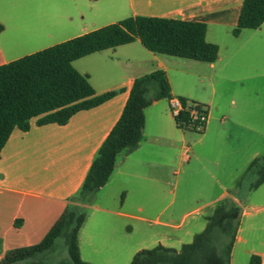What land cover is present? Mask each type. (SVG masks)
<instances>
[{"label":"crops","instance_id":"1","mask_svg":"<svg viewBox=\"0 0 264 264\" xmlns=\"http://www.w3.org/2000/svg\"><path fill=\"white\" fill-rule=\"evenodd\" d=\"M69 2L74 9L64 14L55 11L47 29L44 14H37L36 24L30 26L9 12L6 0H0V66L129 17L201 23L206 26V42L218 48L217 59L210 64L192 61L186 67L192 69V75L209 91L211 98L202 101L185 93L175 95L168 77V70L175 62L169 60V56L147 51L138 40L74 61L73 68L87 77L95 95L109 92L115 95L96 107L75 113L62 126H39V117H36L30 120L26 132L13 129L0 152V261L7 251L38 244L64 212L119 119L134 79L162 70L167 76L171 97L203 105L208 112L207 106H213V97L217 95L216 80L230 83L234 79L227 76H249L245 71L246 63L264 43V22L256 30H242L237 37L231 34L243 0ZM63 32L74 33L62 38ZM245 80L239 79L243 99L246 98ZM234 94L229 100L233 111H222L217 117L208 115L202 132L206 140L198 154L188 148L186 151L192 152V157H179L197 177H202L197 181L203 182L205 189L221 187L222 182L217 177L232 178L253 160L254 155L249 150L252 137L248 134H253L254 126L243 117L246 107L243 110L236 107ZM143 115L141 141L133 150L117 157L108 182L96 193L113 186L124 199L118 209H107L99 203L91 206L97 214L91 218L87 215L77 234L81 260L82 248L92 250L96 246L95 237L104 232L105 225H112L106 215L115 219L132 216L122 212L127 193L142 185L155 186L158 164L154 159L167 153L168 142L176 135L174 131H183L175 126L168 100L153 102L144 109ZM231 127H238L241 132L236 133ZM238 233L239 229L234 244L242 241ZM248 255L249 258L258 255L260 264H264V252L250 251Z\"/></svg>","mask_w":264,"mask_h":264},{"label":"trees","instance_id":"2","mask_svg":"<svg viewBox=\"0 0 264 264\" xmlns=\"http://www.w3.org/2000/svg\"><path fill=\"white\" fill-rule=\"evenodd\" d=\"M263 22L264 0H243L231 34L237 37L244 29L256 30ZM205 33L206 26L201 23L129 17L0 66V152L13 129L26 132L33 118L39 117V126H62L75 113L115 95H95L87 77L73 68L74 61L138 40L151 53L210 64L217 59L218 48L206 42ZM170 98L162 70L134 79L119 119L64 212L38 244L7 251L0 264H46L41 256L53 249L57 239L63 240L67 250V259L58 264H88L81 260L77 246V234L86 217L83 206L106 185L117 157L141 141L144 109ZM173 120L177 128L186 130L177 118ZM250 172L257 175L250 187L255 190L264 183V154L248 165L246 173ZM240 216L235 202H224L205 218L204 229L189 244L178 251L161 245L138 251L130 264H230ZM248 264H260V257L250 256Z\"/></svg>","mask_w":264,"mask_h":264},{"label":"rangeland","instance_id":"3","mask_svg":"<svg viewBox=\"0 0 264 264\" xmlns=\"http://www.w3.org/2000/svg\"><path fill=\"white\" fill-rule=\"evenodd\" d=\"M6 2L9 12L30 26L36 24L37 14H44V25L47 29L49 18L55 11L60 10V13L64 14L74 9L69 0H6ZM73 33L63 32L61 37L65 38ZM167 58L175 62L168 70L174 94L185 93L192 99L209 101L211 98L209 91L199 83L196 76L192 75V69L186 67V64H192V61L176 57ZM245 71L249 76H227L234 79V83L216 80L217 95L213 97V106H206L211 117H217L222 111L225 113L233 111L229 100L235 92L233 98L236 100V107H242V110L246 107L247 113L243 117L254 126L253 134L248 135L249 138L252 137L249 150L255 159L264 154V43L256 48L253 56L248 59ZM193 72L197 73V70ZM241 78L246 79L244 99L243 94L239 92ZM232 129L236 133L241 132L238 127ZM176 132L174 131L176 135L172 142H168L167 153L156 156L157 160L154 159L158 164L155 186L142 185L141 188L127 193L122 212L132 216L115 219L106 215L112 225H105L103 233L97 237L92 236L95 237V249L82 248L83 262L130 264L135 253L151 250L158 245L178 251L204 229L205 218L216 206L224 202H235L240 207L241 214L244 213L240 216L238 228V236L242 241L233 245L232 264H248L250 251L264 252V183L255 190L250 188L257 178L254 172L246 173L252 160L232 178L217 177L222 182L221 187L205 189L202 186L204 183L197 181L202 177H197L196 172L191 171L187 163L179 157L191 156L192 152L186 151L188 148L194 151V154H198L206 138L202 133L188 130ZM209 154L213 155L214 152ZM114 188L109 186L94 194L83 206L85 215L91 218L97 214L91 208L94 203H99L107 209H118L120 201L124 198ZM114 220L117 221L113 222ZM41 258L46 264H58L61 260H66L67 250L63 240L57 239L53 249Z\"/></svg>","mask_w":264,"mask_h":264},{"label":"built area","instance_id":"4","mask_svg":"<svg viewBox=\"0 0 264 264\" xmlns=\"http://www.w3.org/2000/svg\"><path fill=\"white\" fill-rule=\"evenodd\" d=\"M168 109L171 117L178 119L179 126L188 131L203 132L208 117L205 106L171 97L168 99Z\"/></svg>","mask_w":264,"mask_h":264}]
</instances>
